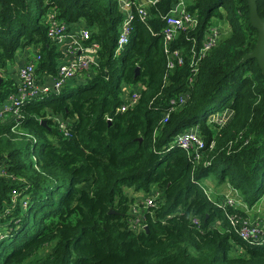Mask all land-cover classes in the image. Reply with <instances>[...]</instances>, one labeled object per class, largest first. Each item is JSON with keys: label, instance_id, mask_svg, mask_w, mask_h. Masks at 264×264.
<instances>
[{"label": "trees", "instance_id": "obj_1", "mask_svg": "<svg viewBox=\"0 0 264 264\" xmlns=\"http://www.w3.org/2000/svg\"><path fill=\"white\" fill-rule=\"evenodd\" d=\"M255 1L262 18L264 0ZM173 2L140 19L129 0L130 41L115 54L118 0H0V264H264V245L239 235L242 211L204 187L212 175L246 206L264 195V77L243 61L257 40L246 1L189 0L196 25L165 45ZM52 22L83 25L90 37L79 44L97 45V66L4 111L23 86L8 74L20 52L40 58L36 85L56 78L66 55ZM174 50L183 63L170 70ZM224 111L222 126L212 117ZM189 128L198 144L183 148L177 137ZM128 190L151 205L135 213Z\"/></svg>", "mask_w": 264, "mask_h": 264}, {"label": "built area", "instance_id": "obj_2", "mask_svg": "<svg viewBox=\"0 0 264 264\" xmlns=\"http://www.w3.org/2000/svg\"><path fill=\"white\" fill-rule=\"evenodd\" d=\"M189 0H175L173 2L169 13L163 17L164 21V29H163V42L172 43L175 40L176 36L183 30H187L188 28H193L197 21L196 17L190 15L187 10V3ZM120 10L124 13L125 18L123 19L119 37L117 41V46L114 51L115 54L120 53L124 47H126L130 41L131 37V21L133 19V15L130 11V3L129 0H118ZM140 4L137 9L138 18L145 19L147 18V6L155 5L159 2V0H139ZM75 29L77 32L73 34H69L71 29H68V26L64 24H55L51 23L49 28V36L52 40L57 41L58 43H64L66 38H69V42L65 43L64 46L62 44V48L65 53V59L61 61L57 66V74L55 79H44L42 84L36 85L34 80V69L36 62L40 59L33 55V58L29 57L27 59V63L20 67L16 73L18 75V79L22 82V87L19 89L18 98L15 100L14 98H10L9 102L3 107L4 111L10 112L13 108H15V112H17L19 105L21 102L25 100H32L37 98L40 95H43L47 92H58L63 89L65 86L69 84V81L72 79H76L78 76H81L82 73H89L90 70H93L97 66V59L95 58V52L97 49V45L94 43L86 48H83L79 44V40L88 39L90 37V33L83 27V25H75ZM72 27V28H74ZM216 34L212 33L210 39L214 40ZM78 40V41H77ZM210 42L207 40L203 42L202 49L199 52V58L203 57L205 52L209 49ZM168 49L166 48V52ZM172 60L168 62L167 67L171 70L174 67V64L177 66H181L183 63L181 52L179 50H174L171 53ZM12 70V69H11ZM46 81H51V86L45 85ZM27 87V91H24V88ZM26 90V88H25ZM137 99L136 94L131 95L129 98H125L126 104L122 105L119 108V111L124 112L129 105H133ZM66 125L64 123L60 124V129H64ZM67 136V135H66ZM179 141V140H178ZM185 142L179 141L183 148L188 147L189 142H195L198 144V139L191 136H185ZM201 146H198L200 148ZM147 204L151 205V199L147 200ZM224 206H232L229 204H223ZM135 212V211H134ZM196 223V221H194ZM255 228L257 230H255ZM252 226H242L240 229L239 235L242 236L243 241L247 242L250 245L255 246H263L264 245V226L262 230L260 226L258 227Z\"/></svg>", "mask_w": 264, "mask_h": 264}, {"label": "rangeland", "instance_id": "obj_3", "mask_svg": "<svg viewBox=\"0 0 264 264\" xmlns=\"http://www.w3.org/2000/svg\"><path fill=\"white\" fill-rule=\"evenodd\" d=\"M218 28V27H217ZM215 28L213 30V33L216 34V37H214V41L219 42L220 40V29ZM222 31V30H221ZM78 41V40H77ZM27 63V60L25 59L24 52H20L17 57L15 58V65L13 66L12 70L8 71V74L15 79L19 83L18 75L16 71L20 68L23 67ZM93 72L90 70L89 73ZM21 82V81H20ZM52 82L46 81L45 85L51 86ZM231 116L228 111H224L221 114L215 115L212 117L213 121H218L219 124L224 126L227 124L230 120ZM58 124H61L62 121L60 119H56ZM195 128H189L186 130L185 134H182L177 137L179 141L185 142L184 137L191 136L194 134ZM217 180L215 179L214 176H210V178L204 183L205 190L209 197L213 200H217V203H222V204H231L232 207H234L236 210H241L243 213V217L240 219V225L243 222H246L248 226L252 227H258L260 226L261 230L262 227L264 226V195L261 196L257 203H255L252 206H246L245 203L241 201L239 198V195L236 191L232 189L231 186H229L227 183L218 185ZM127 195L129 197H133L135 199L134 206L133 208L135 213L139 212L142 210L138 206H147V200H148V195L143 194V193H134L132 190L127 191ZM25 198H23L20 203L24 207L25 206V201H23ZM137 207V208H136ZM144 209V208H143ZM217 227H220V224L217 223ZM241 229V228H240ZM239 229V230H240ZM255 230H257L255 228ZM242 237V236H241Z\"/></svg>", "mask_w": 264, "mask_h": 264}, {"label": "water", "instance_id": "obj_4", "mask_svg": "<svg viewBox=\"0 0 264 264\" xmlns=\"http://www.w3.org/2000/svg\"><path fill=\"white\" fill-rule=\"evenodd\" d=\"M245 1L248 8V20L250 26L256 30L257 40L254 49L243 58V61L254 59L264 77V17L259 16L255 0Z\"/></svg>", "mask_w": 264, "mask_h": 264}, {"label": "crops", "instance_id": "obj_5", "mask_svg": "<svg viewBox=\"0 0 264 264\" xmlns=\"http://www.w3.org/2000/svg\"><path fill=\"white\" fill-rule=\"evenodd\" d=\"M72 27H74V26H71V31L69 32L68 35L73 34L74 32H77V29H75V27H74V28H72ZM69 40H70L69 38H66L65 41H64V43H62L63 46H64L65 43H68ZM28 52H30V54H29ZM28 52L26 51V52L24 53V55H25V59H26V60H27L30 56H32V51L28 50ZM49 80H50V79H49ZM81 81H83L82 78H80V77L78 76L76 79H72L71 81H69V84L74 85V84H76V83H78V82H81ZM50 82H51V81H50Z\"/></svg>", "mask_w": 264, "mask_h": 264}, {"label": "clouds", "instance_id": "obj_6", "mask_svg": "<svg viewBox=\"0 0 264 264\" xmlns=\"http://www.w3.org/2000/svg\"><path fill=\"white\" fill-rule=\"evenodd\" d=\"M220 206H224V205L221 203Z\"/></svg>", "mask_w": 264, "mask_h": 264}]
</instances>
